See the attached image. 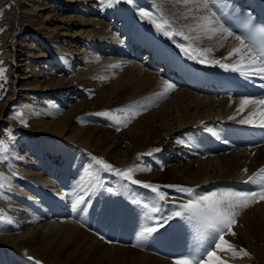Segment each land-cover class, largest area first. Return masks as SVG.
Masks as SVG:
<instances>
[{
    "label": "bare ground",
    "instance_id": "1",
    "mask_svg": "<svg viewBox=\"0 0 264 264\" xmlns=\"http://www.w3.org/2000/svg\"><path fill=\"white\" fill-rule=\"evenodd\" d=\"M29 1L34 4L29 5L22 1L17 7L18 28L19 30L35 28L34 38L39 42L42 41L50 57H45L46 53H41L37 56L28 54V58H38L36 60L38 64L47 63L46 60L50 58L52 62H59L67 74L69 72L73 75L71 78L61 77L54 80L49 77L52 76V71L49 73L40 69L39 72H35L39 70L38 65L32 64L28 59L20 58L15 68L19 69L24 77L17 78L18 90L25 93L43 90L40 93L48 96L55 94L68 97L74 94V87L81 81L80 83L88 84L92 96L89 95L91 99L84 100L80 105L73 106L71 111L75 112L74 115L65 112L46 126L49 131L45 133L51 141L40 145L42 147L45 145L49 154L51 152L57 154L61 158L60 162H63V167H55L52 161H44L45 153L36 152L40 159L39 164L22 163L20 159H14L11 163L12 171L4 169L0 174L2 186L12 187L14 194L18 195L14 199H7L8 202L4 200L0 202V264H36V261L40 264H174L173 261L146 253L141 249L143 239L140 231L143 217L142 208L137 206V201L149 203L156 194L117 177L113 172L105 170L106 174L102 173L101 165L93 163L94 158L103 159L116 169L139 168L140 171L133 173L134 180L159 185L161 191L166 194L170 192L174 194L175 191L163 187L165 185H181L197 191L206 190L204 192H209V189L219 190L222 189L223 184L246 182L255 174L256 168L264 166V147L208 157L200 154L194 139L190 141V137L193 138L201 130H208L212 122L242 124L240 121L253 112H257L254 117L257 124L260 121V112H264V109L259 105L249 104L242 111L237 112L241 99H214L191 93L180 87L170 90L169 96L159 95L164 92V81L158 73L149 69L148 64L132 59L133 54L122 55L124 49L121 47L119 32L127 26L133 33L143 34L148 40H159L166 46L170 42L162 39L158 32L155 33L150 28H138L134 25L135 20L130 16L129 9L123 6L126 3L122 0H118L116 4H107L106 0H53V5L47 3L46 8L49 11L45 15L43 11L46 10L44 8L46 4H40L38 0ZM149 2L155 5L159 12H163L177 30L184 32V36L190 37L194 46L172 39L175 42L173 46H177L179 51H181L179 45L185 44L198 50L209 49L202 57L207 61H220L231 65L239 59L236 55L225 59L228 53L239 45V41L232 36L225 39L221 34H216L208 38L195 30L198 18L206 12H196L194 4H184L183 0H149ZM129 6L130 9L133 6L137 11L135 0ZM189 9L192 11L190 12ZM68 11L69 16H62ZM22 34L21 31L18 35L17 32L15 34L11 32L8 37L10 40L11 38L19 40ZM197 36H200V39H196ZM28 48L33 49V47ZM12 52L18 55L20 51L15 48L14 51L11 50ZM11 53L9 51V58ZM13 56L15 59L19 57L16 54ZM200 64L219 66L212 63ZM31 76H39V79L43 80L34 79L33 89L21 87L25 84L21 83V80ZM112 79H114L112 90L104 91L103 84ZM14 82L15 79L11 80L10 84ZM13 89V92H18ZM119 91L128 92L126 102L130 101L132 104L131 101L137 103V99L140 102L143 99L148 102L155 99L157 107L146 110L138 120L134 119L136 121L132 118H128L130 121L118 120L121 128L119 127L117 131L97 127L92 125L91 121H85V127L68 131L69 136L63 134L70 119L74 121L75 115L84 111L86 113L94 111L93 107L97 104L104 103L103 107L106 106L108 109L124 104L120 103ZM11 94L10 92V96ZM48 109L46 106L43 110L37 109V115L31 119L33 123L43 125L46 118L52 119L53 115ZM51 110L54 111L53 107ZM112 111L116 113V110ZM75 124L81 123L76 121L68 124L67 127L70 129V126ZM60 138L63 139L62 142L55 141ZM78 147L85 150L78 151ZM82 151H85V154ZM152 158H155V162L150 166L148 163L153 162ZM188 158L193 160L182 165L168 162L169 160L180 162L179 160L185 161ZM70 164L72 166L68 168ZM149 168L151 170H148ZM101 177L107 178L108 187L113 188V192L100 190L102 187L98 181ZM81 181L86 184L85 189L81 191L85 190V194H82L85 195L84 201L80 202L81 197L75 194L73 196L68 192L64 193L63 199L70 202L69 207L72 211L76 209L86 219L93 215V224L99 216L103 218L110 212L122 216L117 233L123 224L124 226L129 224L132 227L130 245L106 242L86 225L84 228L81 227L76 219L47 221L52 217H64L65 213L57 206L55 212L45 213L40 206L44 202H39L41 196L38 193H41V189L54 194V197L51 196L54 199L62 195L63 191L76 189L77 193L83 186L78 185ZM116 203H122L120 208L116 210L109 208V205L114 207ZM157 203L163 205L159 215L169 216L172 213V207L166 206L165 200ZM24 205L32 210H28ZM65 210L67 215L70 210ZM74 216L78 218L77 215ZM232 231L235 235L226 233L225 240L235 246V251L239 252L240 248H243L249 255L233 257L231 251L217 252L221 259L226 264H264V200L250 203L247 208L241 209L232 225ZM162 232H170L171 239L174 237V241L181 244L192 230L186 221L176 217L170 220L168 226L162 228Z\"/></svg>",
    "mask_w": 264,
    "mask_h": 264
},
{
    "label": "rangeland",
    "instance_id": "2",
    "mask_svg": "<svg viewBox=\"0 0 264 264\" xmlns=\"http://www.w3.org/2000/svg\"><path fill=\"white\" fill-rule=\"evenodd\" d=\"M22 1L26 2L29 5L34 4V3H29L30 2L29 0H20V1L19 0H0V61L3 62V63H0V68L5 69V71L3 73V77L7 78L6 80L4 78H0V85H3V87L0 88V139L4 140L5 142H7L9 144V152L6 153L7 158L6 159H0V174L3 173L4 169L5 170L9 169L8 171H12L11 163L14 161V159H20V161L22 163H27V164L31 163L33 165L39 164L40 159L37 157L36 152L37 153H45L44 154L45 155L44 161H48V162L52 161V163L55 165V167H59V168L63 167V162H60L61 158L58 157L57 154H55V153L53 154L52 152L49 154L45 148V145H44V147L41 146V145H43V143L47 144V143H50V141H51L50 138L48 136H46L45 131L46 132L49 131L46 126L49 123H52V120L59 118L65 112H68V113H71L74 115L75 112L71 111V110H73V106L80 105L81 103H83L84 100L91 99V96H92L91 95V89H89L88 84H86V82L80 83L81 81L79 82L78 85L75 84L76 87H74V89H73V90H75L74 94L68 95V97L67 96H64V97L56 96L55 94L52 95L54 97L48 96V95H45V93H40L43 90H41L40 92L36 91V93L31 92V91H29V92L26 91L27 93H25L24 91L20 92V90H18L19 85L17 82V78L24 77L22 75V72H19L20 70L15 68L16 63H17L18 59H20V58L28 59L32 62V64L38 65L37 69H39V70H36L35 72H39L40 69H42L43 71L49 72V73L52 71V74H51L52 76H49V77H52V79H54V80H58L61 77L71 78V75H73V74H69V72L67 74V72H65V70H63L62 66L59 65V62H57V61L52 62V61H50V58L48 60H46L47 63H40V64L36 63V60L38 58H35V59L34 58L29 59L28 58V56H27L28 54L37 56L38 54H41V53L45 54L46 53L45 57H50V56L48 55L49 54L47 52L48 50H45V48H44L45 45L43 46L42 41L39 42V40H36L34 38L36 36L34 33L35 28L27 29V30H22V29L19 30L18 24H17V16H18L19 11H18L17 7L19 6V3ZM38 1H40V4H46V6H44V8H46L48 6L49 2H50L49 5H53V2H54L53 0H38ZM59 1H61V0H59ZM123 1L126 3L123 6L124 7L126 6L125 8L129 9L130 16L133 17L135 20L134 25H136L138 28H143V27L148 28V29L150 28L151 31L158 32L159 34L158 33L157 34L160 35V37L162 39L166 40L167 42H170L171 44L175 43L172 41V39L176 40V38H177V39H179V41H177V42L182 41L184 43H190L192 46H194L191 43L190 39L184 40L183 36H181V35H177V36L170 38L169 36H165L164 34H162V32L157 31L154 24L151 23L150 19H148V18L146 19L144 17H141V15L138 14L139 13L138 9H137V11H136V9L134 10L133 6H132V9H130L131 8L129 6L130 3H128L127 0H122V2ZM135 1L137 4L139 2V3L143 4L144 6L146 4H148V6L153 7L154 9L156 8L155 12H153L151 9H146V10L150 11L151 13H155L153 15H155L157 17H161L163 20H167L168 24H169V30L170 31H175V32H179V33L184 34V32H180L179 30H177V28L169 21V19L166 18L167 16L163 12H159V9L155 5H153L151 2H149V0H144V1L143 0H139V1L135 0ZM145 1L148 3H146ZM106 2H107V4H111V3L116 4L117 3V2H113L112 0H110V1L106 0ZM155 4H156V2H155ZM141 10H145V9H141ZM48 11L49 10H47V8H46V10L43 11V15H45ZM69 11H71V10H69ZM69 11L62 14V16H69V14H70ZM53 14H55V13H53ZM162 15L164 16V18ZM84 18H87V17H84ZM147 25H149V27ZM170 27L172 30L170 29ZM20 31L23 32V34H22L23 36L21 35L22 38H20L19 40L17 38H15L14 40L11 38V40H10L8 35L11 32H14V34H15V32H17V35H18ZM19 44L21 45L20 47H19ZM12 45H13V47H12ZM77 46H79V45L77 44ZM17 47H19V48H17ZM28 47H33V49L32 48L30 49ZM12 48H14V49H12ZM15 48L20 51L18 53V55L15 52L11 53V50L14 51ZM9 51L11 53L10 58L8 56ZM15 54H16V56H19V57H17V59H15V57L13 56ZM39 78H40L39 76H31L26 80H21V83H25L21 87L33 89L32 87L35 86L34 79L43 80V79H39ZM14 79L16 80V82H14L13 84H10L11 80H14ZM113 80L114 79L108 80L109 82L103 84L104 86H102V88L104 87L103 88L104 91L110 92L112 90ZM84 84H86V85H84ZM86 86H87V88H86ZM13 88L15 89V91H18V92H13L12 91ZM84 88H86V89H84ZM10 92L12 93L11 96H10ZM168 94L169 93H167L165 96H169ZM89 95H91V96H89ZM119 95H118V97L120 98L119 99L120 103L123 102L124 104H120L118 107L116 106V108L114 106V107H111L109 109L106 106H105L106 108L103 107L104 103L103 104L100 103L99 105L97 104L95 107H93V108H95L94 111H89L88 113H86L84 111L82 113L75 115L73 117L74 121H72V119H70L71 121H68L66 123L63 134H65V136H69V135H67L68 131H71L73 129H78L81 126L85 127V124H84L85 121H88V122L91 121V124L96 125L97 127H99V126L103 127V128L105 127V128H110L112 130L117 131V128H119V127L121 128V126L119 124L120 121H118V120L130 121L129 120L130 118H132L133 120L134 119L138 120L140 118V115H143L146 113V110H149L150 108H154V106L157 107V105L154 101L155 99H151V101H149V102L146 101L145 99H143V101H141L143 103H141L140 100L137 99L140 104L138 102L136 103V101H134V102L131 101L132 102V104H131L130 101L126 102L128 96H129L128 92L119 91ZM9 96L11 98L8 100ZM144 100H145V102H144ZM157 103H159V102H157ZM146 104H147V107H145ZM153 104H155V105H153ZM45 106H46V108H49L48 112H51V114L54 117L52 116V119L46 118L44 120L43 125H37V124L33 123V121L31 119L35 118V115H37V109L43 110ZM51 107H53L54 111L51 110ZM112 110H116L117 114L115 112L113 113ZM100 112H108L109 115L107 117L96 115L97 113H100ZM127 116H131V117H127ZM114 117H116V118H114ZM133 120H132V122H133ZM136 120H134V121H136ZM76 121L80 122L81 124L71 125L70 129H69V127H67L68 124H73ZM6 129H11L12 133L14 134V138L12 140H9L8 132L6 131ZM71 133H73V132H71ZM62 136L65 137L64 135H62ZM62 140L63 139L60 138V139H56L55 141H61L62 142ZM184 141H186V140L184 139ZM190 141H193L192 136L190 137ZM40 143H41V145H40ZM78 149H79L78 151L85 150V149H82L81 147L80 148L78 147ZM83 153L85 154V151ZM21 155H23V156H21ZM178 160H175V161H178ZM192 160L193 159L188 158L185 161H183L181 159V160H179L180 162H172L170 160L168 162H169V164L174 163L176 165H179V164L182 165V164H185V163L192 161ZM197 161H198V158H197ZM154 162H155V158L153 159V162L151 161L148 164L151 166ZM93 163L95 164V162H93ZM71 166L72 165L70 164L68 166V168H71ZM114 169H116V168L114 167ZM101 171H102V173L106 174L105 170L101 169ZM110 174H112V173H110ZM258 179H260V178H258ZM247 181L248 180H246V182ZM98 183H100V185L102 187V189H100V190H107L109 188L108 187L109 185L107 184V178L101 177V180L98 181ZM72 185L74 186V184H72ZM78 185H80V186L83 185L81 187V189L78 190V192L80 194L78 192H77L78 194L75 192L76 189H74V190L71 189L72 192L71 191H63L62 195H64V193L68 192L70 195L73 194V196H74V194H75L77 197H81L79 199L80 202L84 201L85 195L82 196V194H85L84 193L85 190H83V192H81V191H82V189H85L86 184H83V182L81 181V183ZM78 185L76 186V188L79 187ZM232 187H233V184H223L222 189H232ZM12 189H13L12 187L11 188L10 187L5 188L4 186H2V183L0 182V196H1L0 202L1 203H2V200L8 202L7 199L11 200V199L16 198V196H18L16 193L14 194ZM213 190H216V189H209V192L213 191ZM204 191H206V190L199 191V192H204ZM38 194L41 196V198L39 199V202H45L46 199L47 200L53 199V198H51V196L54 197V194H52V193L50 194L49 192L46 191V189H41V193H38ZM167 194L170 195V196L166 195V198H165V205L168 207H172V203L180 204V202L181 203L186 202L185 199L181 198L180 193L175 192L174 194H172V192H170ZM24 206L26 207V205H24ZM26 208L30 211L32 210V208H29V207H26ZM61 220L66 221V220H64V218H62ZM47 221L52 222L53 220L52 221L47 220ZM173 262H175V261H173Z\"/></svg>",
    "mask_w": 264,
    "mask_h": 264
},
{
    "label": "snow or ice",
    "instance_id": "3",
    "mask_svg": "<svg viewBox=\"0 0 264 264\" xmlns=\"http://www.w3.org/2000/svg\"><path fill=\"white\" fill-rule=\"evenodd\" d=\"M118 2V0H113ZM128 3H134V0H127ZM184 4H194L196 12H206L205 15L198 18L195 30L200 32L203 36L211 38L212 35L221 34L223 38L233 36L235 40L239 41V45L234 47L225 57L228 59L233 55L239 57L235 63L229 65L221 63L220 61H207L202 58L203 53L209 49L198 50L191 45L180 44L179 47L186 58L197 61L198 63H212L219 64L225 70L238 72L243 76L257 75L261 80H264V30H261V40L259 43L248 40L241 35H235L230 26H225L226 18L223 8L220 5V0H183ZM216 9V10H213ZM191 12L192 9H189ZM141 17L148 18L154 24L157 31L162 32L165 36L170 38L181 35L184 40H189L190 37L184 36L183 33L170 31L167 20L153 15L150 11L139 10ZM225 20V23L221 21ZM196 39H200L197 36ZM0 63H3L0 61ZM5 69L0 68V78L3 77ZM264 86V85H262ZM3 85H0L2 88ZM174 83L167 80L164 82V92L159 95H166L170 90L174 89ZM262 105L264 106V97L251 98L245 97L240 100V107L237 112L244 109L246 105ZM259 111V110H258ZM96 115H109L108 112H100ZM257 112L250 113L247 117L242 119V124H255L254 117ZM231 118V117H230ZM259 126L264 127V112H260ZM119 130V128H117ZM9 140L14 138L11 129H6ZM9 152V144L0 139V159H6V153ZM95 163L101 165L103 170L113 172L117 177L130 182L133 185H140L144 189H149L156 196L149 203L137 201V206L142 208L143 223L141 224V236H151L157 233L170 223L171 219L176 217L182 218L189 225L194 238L201 241V251L188 253H181L179 259H176L174 264H226L221 259L217 252L227 253L231 251V255L236 257L238 255L248 256L246 250L240 248L239 252L235 251V246L225 240V234L230 233L235 235L232 231V225L235 223L236 217L240 214V210L247 208L250 203H255L258 200H264V168H261L258 173L248 178V183H253L259 190L239 191L233 189H219L210 192H199L194 188L181 185H165L163 187L174 189L175 192L182 194L181 198L185 199V203L173 204L172 213L169 216L159 215L162 204L166 198V193L161 191V186L150 184L147 182L134 180L133 173L140 171L139 168L129 167L126 169H114L110 163H106L103 159L94 158ZM148 170H151L150 168ZM247 171V169H245ZM260 180L257 181V177ZM127 187V185H122ZM108 192H113V188L109 187ZM155 221V226H153ZM214 245V250H213ZM206 256V259H205ZM36 264H40L36 261Z\"/></svg>",
    "mask_w": 264,
    "mask_h": 264
}]
</instances>
